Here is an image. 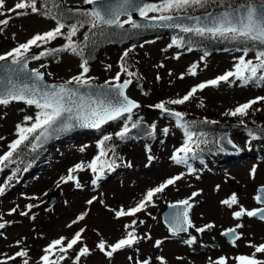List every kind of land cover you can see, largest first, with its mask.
<instances>
[{
	"label": "rangeland",
	"instance_id": "1",
	"mask_svg": "<svg viewBox=\"0 0 264 264\" xmlns=\"http://www.w3.org/2000/svg\"><path fill=\"white\" fill-rule=\"evenodd\" d=\"M63 1L78 10L85 4V0ZM16 2L18 0H5L3 11L6 14L0 15V20H9L8 25L0 29V55L27 42L36 34H43L56 27V20L52 17L30 10L26 15L9 12ZM151 3L159 4L162 0H151ZM216 3V0H210L206 5L209 7ZM159 14L149 13V17ZM127 19L124 18L122 22ZM83 27L85 24L79 27L76 38H83L86 33ZM172 40L171 33H159L129 43L105 44L96 57L88 62L89 72L85 77L98 84L113 80L121 71L122 57L127 51L132 62L128 71L143 80L140 84L135 83L128 91L130 96L141 102V107L133 112L135 120L132 122L155 123V136L144 139L131 136L122 142L116 133L122 130L127 121L121 118L110 121L99 130L81 131L51 142L43 147L44 153L30 169L21 170L12 174V177L7 167L0 172V186L5 187V194L0 196V223H5V228L0 229V259H7L17 251L26 250V258L32 264H40L43 249L51 241L61 237L70 240L81 229H84L81 244L66 253L61 264H74L75 255L83 245L90 249V255L82 257L80 264H132L128 259L130 256L139 260L149 258L151 264H160L159 257H163L166 264H214L220 258H225L227 264H236L237 256H253L255 247L250 244H264V220L246 215L237 220L233 216V212L240 207L254 210L262 205L257 204L255 196L258 187L264 185V138L252 139L242 128L228 129L230 137L244 153L223 159L219 157L220 153L208 154L204 160L189 159L193 169L189 172L186 165H177L171 159L183 144L182 129L173 118L164 116L154 107L166 99L182 98L200 83L234 70L238 58L244 53L223 50L206 54L196 49L189 50L187 46L172 45ZM60 43H64L63 37L41 47H33L29 53L39 54L45 49L58 47ZM128 56L123 58L127 67ZM255 56L256 51H249L245 58L256 62ZM81 63V56L63 54L34 60L31 67L43 72L51 81L67 82L81 74ZM194 64L197 65V74L192 76L190 69ZM126 75H121L120 82L126 80ZM259 97H264V82L242 85L235 78H232L231 83L221 82L216 87L197 91L192 102L203 105L205 112L213 119L217 118L216 121L222 126L220 131L211 136L202 137L201 140L207 142L200 143L199 148L210 146L207 150H212L218 136L225 132L227 127L224 126L234 123L217 113ZM259 102L264 105V100ZM37 111L34 106L23 102L0 105V156L8 152L9 145L18 138L17 125L30 126L31 122H25V117L31 116L34 120ZM165 128L168 129L167 135L163 132ZM104 135H110L112 139L108 141L107 156L102 160L112 162L113 167L105 166L101 178L94 185L92 181L96 174L87 165L99 155L98 142ZM149 155L154 157L151 162ZM76 165L84 167L83 171L73 173L80 188L76 187L74 181H61L62 177L68 175L69 169ZM177 175L182 178L163 193L157 194L145 210L135 216L115 217L112 210L135 207L148 190ZM230 179L237 182L236 187L229 183ZM53 193L59 194L58 202L46 208L44 205ZM193 193L199 194L193 196ZM232 194H236L238 205L229 208L221 202L229 199ZM185 199L192 204L189 218L196 227L208 224L214 227L203 233L190 228L186 233L173 235L164 223L162 213L169 204ZM89 200H93L91 205L87 203ZM28 205H33L31 210ZM21 212L28 214L21 215ZM85 212L87 215L84 220L72 223ZM133 221H136L135 228L126 230L125 225H131ZM237 225L241 227L236 228ZM229 228H236L242 237L235 245L222 235ZM132 230L141 237L133 248L121 250L109 258L96 247L101 239L111 245ZM191 237H195L196 242L189 246L185 241ZM156 241H162L159 247L155 246ZM255 257L264 260V253H255ZM9 264L18 262L10 260Z\"/></svg>",
	"mask_w": 264,
	"mask_h": 264
},
{
	"label": "snow or ice",
	"instance_id": "2",
	"mask_svg": "<svg viewBox=\"0 0 264 264\" xmlns=\"http://www.w3.org/2000/svg\"><path fill=\"white\" fill-rule=\"evenodd\" d=\"M210 0H162V3H134V0H120L118 4L107 3V6L101 11L100 9H93L90 12L78 13L83 15L87 19L77 20L76 23L66 25L65 20L73 18V10L68 9L67 15H52V18L56 20V27L53 30L45 32L43 34H36L25 43L19 44L18 47L8 51L4 55H0V72H4L5 75L0 78V105L7 106L12 102H23L28 106H34L38 111L34 117H25V122H31L30 126L17 125V139L9 145V151L0 156V172L9 164L14 163V155L18 154L22 146L27 147L30 144L31 150L35 151L38 146L48 141L54 134L60 132L71 131L74 127H84L99 130L103 125L110 121H117L124 118L127 122L124 124L122 130L116 135L124 140L128 137L129 132L132 129H140L139 122H132V115L135 109L140 105L129 98L126 94V89L132 82L131 79L120 83L121 75L118 73L113 80L106 81L105 85L98 86L94 89V86L90 83V80L85 78L89 72L88 60L83 58V47L80 44L74 42L73 37L77 35L79 27H82L85 23L90 25V29H100L102 26H115L123 28L124 24L131 23L133 28L141 27L136 24L131 13L133 11L138 12L139 16L145 20L151 19L158 21L162 26L177 28L183 33H194L197 36H205L210 34L212 37H222L232 41H236L239 44L245 45L242 50L244 55L238 58L237 63L234 65V70L226 72L224 75L217 77L216 79L200 83L196 87H193L182 98L172 99L169 101L156 104L154 107L159 109L161 113L167 114L175 118L176 125L180 127L185 136V142L172 156V161L177 165H186L189 172L193 171L189 164V159H196L197 152L195 148L199 149L200 143H206V140L199 138L194 140L198 134L192 131L189 124L184 122V114L179 111L170 110L167 105H183L188 102L197 93L207 87H216L221 82L231 83L232 78L241 81L243 84H248L252 81L264 82V3L256 5L254 3L232 6L229 5L224 11L219 13H209L205 17H188L193 19L194 24L184 25L179 23H169L176 19L172 13L173 11L179 12L185 10L188 7L199 6L204 7ZM85 3L93 5L97 3V0H85ZM5 8V0H0V15H5L3 11ZM47 9V5H45ZM28 10L32 13H37L40 9L37 7L36 0H18L14 4L9 12H14L17 15H26ZM50 9L45 14L50 13ZM149 13H160L157 16L149 17ZM169 13V14H166ZM127 15L128 19L121 21L120 17ZM8 19L0 20V29L3 26L8 25ZM67 27V32L64 29ZM58 37H63L66 40L65 45L61 48L45 49L37 55L29 56V52L33 47H41L51 41L56 40ZM88 37L85 36V44ZM183 41L173 39L172 45L180 46ZM170 45V47L172 46ZM250 48H256L255 63L252 60H248L247 57ZM191 50V48H189ZM61 51H70L72 54L82 57V63L80 65L82 72L80 75L73 77L69 81L63 84H47L44 81V73L38 69L29 71L28 63L30 60H40L43 57L58 54ZM128 56V52L125 51L124 57ZM178 58V57H177ZM44 67V65H42ZM111 66H109L110 68ZM121 71L127 73L129 77L133 73L129 72L127 67L121 63ZM190 74L195 76L197 74V65H192ZM183 78V77H181ZM74 84L75 87H69ZM87 89L85 92H81V89ZM264 100V97L251 100L247 103L237 106L234 110L226 113L232 117H246L249 115V110L253 105L259 101ZM131 123V128L129 127ZM207 122V121H206ZM211 123H216L212 121ZM142 131V130H141ZM156 131V125H151V132L154 134ZM165 135L168 133V129H163ZM205 133L200 132L199 137H204ZM249 136L252 139H258L255 133L249 131ZM110 135H104L98 142L99 155H97L88 165L95 175L92 183L95 185L97 180L101 178V174L105 166L108 168L113 167V163L108 160H102L107 156L105 142L111 140ZM231 143V141H229ZM83 150V149H81ZM112 150V149H109ZM149 161L151 162L154 157L149 155ZM83 165H76L69 169L68 175L62 177L61 181L67 183L74 181L77 188L81 185L78 179L73 175L77 171H83ZM255 169H253V176ZM15 175V173H13ZM182 177L177 175L175 177L167 179L164 183H161L157 187L150 189L146 192L143 200H141L135 207L125 209L120 207L114 211V215L117 219L121 217L135 216L137 213L145 210L146 205L153 202V198L160 193H163L170 185L176 184ZM11 179V177H9ZM5 194V187L0 186V196ZM199 193H193V196ZM35 199V197H33ZM257 204H264V187H262L258 194L255 196ZM89 205L93 203V200L87 201ZM222 204L231 208L234 205H238V198L236 194H232L229 199L223 200ZM29 210L33 205L27 206ZM172 209L181 208L183 211H174L169 218V230L173 235H177L179 232H186L190 228H195L199 233H203L209 228H213V224H208L205 227H196V225L189 218V210L192 208V204L188 199L179 201L178 204L169 205ZM15 209L12 210L14 212ZM27 212H21V215H27ZM87 213H83L77 217L72 223H77L85 219ZM259 217L264 219V207H260L254 210H246L240 207L238 211L233 212L235 219L239 220L242 216ZM136 221H133L131 225H125L126 230L129 228L134 229ZM71 227V225H69ZM241 227L237 225L236 228ZM5 228V223H0V229ZM236 228L226 229L222 235L229 237L233 245L236 241L241 239V235L237 233ZM84 229L76 232L70 240H65L64 237L51 241L44 249V255L41 257L40 264H61L70 250H73L78 244L82 242ZM150 238V237H148ZM141 237L136 235L134 230L127 231V235L124 238L119 239L111 245L107 241L101 239L96 247L100 252L104 253L107 257L111 258L114 253L127 248H133L140 241ZM196 242L195 237H191L185 241L186 244L191 246ZM162 241H156V247H159ZM255 247V253H264V244L259 246L249 245ZM139 250L137 249V252ZM59 253V256H56ZM253 256L240 255L235 257L236 264H264V260H258ZM90 255V249L83 245L79 248L75 255L74 264H80L82 257ZM28 252L26 250H20L15 253L14 256H9L7 259H0V264H9L10 260H15L17 257L23 259V264H29V260L26 258ZM56 256L55 259L53 257ZM132 264H151L149 258L143 260L134 259L128 257ZM160 264H166L163 257L158 258ZM214 264H227L225 258H220L214 262Z\"/></svg>",
	"mask_w": 264,
	"mask_h": 264
},
{
	"label": "trees",
	"instance_id": "3",
	"mask_svg": "<svg viewBox=\"0 0 264 264\" xmlns=\"http://www.w3.org/2000/svg\"><path fill=\"white\" fill-rule=\"evenodd\" d=\"M217 3L215 5L211 4L209 7L206 5V7L202 8L199 6H192L189 7L185 10H181L179 12L173 11L170 14H183V15H188V14H193L196 12H199L200 10H205V9H217V8H222V7H228L229 5H238L244 2H248V0H216ZM257 1H264V0H257ZM36 2L39 4L37 7L40 9L39 14H42L43 16H48L52 17V15H60L64 14L67 15L68 9L73 10V18L71 19H66L65 23L66 25H71L74 22H77V20H84L83 15H79L78 13L82 12H90L87 9H73V7L69 6L66 4L63 0H36ZM45 5H47V9L45 8ZM202 8V9H201ZM50 9L49 14H45L46 11ZM169 14V13H168ZM84 26V25H83ZM84 28V27H83ZM85 31L86 33L83 34V38L79 36L78 38L73 37V40L75 43L80 44L83 47V58L87 59L88 62L92 61L96 55L98 54V51L102 46L105 44H110V43H129L133 42L134 40L138 38H143L147 35H153V34H159V33H171L173 36V39L181 40L183 41V44L180 45V47H189L191 49H196L202 53H212L215 51H223V50H238L242 51L239 49H242L245 47V45L239 44L236 41H232L226 38L222 37H212L210 34H206L205 36H197L194 33H183L180 31H172V30H163V29H158V30H140L133 28L132 25H124L123 28H118V27H110V26H102L100 29H90V25L85 23ZM67 27L64 29L65 33L67 32ZM79 31V30H78ZM78 33V32H77ZM85 36L88 37V40L86 42L87 46H84L85 44ZM64 43L58 44V47L54 48H61L63 45H65L66 40L63 38ZM53 48V49H54ZM256 48H250L249 51H256ZM63 54H72L70 51H61L58 54H54L51 56H47V58H53V57H59L62 56ZM79 56V55H78ZM121 63L126 66V60H123ZM255 63V62H254ZM127 64L129 67L127 69H131L132 62H131V57L128 56L127 58ZM120 75L124 74V72L120 71ZM126 79L128 78H134L135 83H142V79L137 77V76H131L129 77L126 75ZM254 82L262 83L260 81H252L249 82L248 84H252ZM242 85H247L243 84ZM177 99V98H175ZM172 99H166L165 101H169ZM163 101V102H165ZM241 105V104H239ZM235 105L227 109L223 113H217L218 116L220 117H226L229 118L230 120L239 123L242 125V129L245 133L249 135V131H252L255 133L258 137H263L264 138V105H262L260 102L256 103L253 105L252 109L249 110V115L246 117H232L230 115H226V113L230 112L231 110H234L237 106ZM167 107L170 110L173 111H179L184 114V122L188 123L192 131H202L205 132V135L211 136L212 134L220 131V127H222L219 122L216 121L217 118H212L210 117L206 112L205 108L201 104H196L192 102L190 99L188 102H186L183 105H171L168 104ZM164 116L173 118L167 114L162 113ZM217 116V117H218ZM132 120H135L132 117ZM175 120V118H173ZM207 121V122H206ZM212 121H216V123H211ZM228 128V126H224V128ZM198 134V133H197ZM211 134V135H210ZM131 136H128L125 140H128ZM199 137V134L197 138ZM196 138V139H197ZM202 139V137L200 138ZM122 142H124L122 140ZM108 145L109 142H105V147L106 150H108ZM215 146L214 151H218V147L216 144H213ZM210 149L209 147H203V150L198 149L197 152H202V151H210L207 150ZM44 149H36L35 151L31 150L30 144L25 147L22 146L20 152L18 154L14 155V163L9 164L7 168L10 169L11 171V177L13 173H19V171L24 170V169H29L33 164H35L39 158L41 157ZM26 248V246H24ZM23 249V248H22ZM58 253H56L57 255ZM23 259L25 258H20L17 257L15 259L18 264H23ZM33 262L29 261V264H32Z\"/></svg>",
	"mask_w": 264,
	"mask_h": 264
},
{
	"label": "water",
	"instance_id": "4",
	"mask_svg": "<svg viewBox=\"0 0 264 264\" xmlns=\"http://www.w3.org/2000/svg\"><path fill=\"white\" fill-rule=\"evenodd\" d=\"M119 2H120V0H97L96 4L89 5V4L86 3L85 7H87L91 11L94 8L95 9H100L102 11L107 6V3H112V4L115 5V4H118ZM134 3H150V0H134ZM249 3H254L256 5L262 4L261 2H256V1L248 2V3H244V4H249ZM244 4H241V5H244ZM225 9L226 8L208 10V11L199 12V13H195V14H191V15H173L176 19H174V21L169 22V23H179V24H184V25H191V24H194L195 21L193 19H188V17H193V18H195V17H205L209 13H219V12L224 11ZM131 15H132L133 21L136 24H139L141 26L138 29H147V30H152V29H170V30L180 31L177 28H171V27L162 26L161 23L158 22V21H153L151 19L145 20V19H143V18H141L139 16L138 12H135V11H133L131 13ZM123 17H127V15H122L120 17V19H122ZM28 55L29 56H34V54H32V53L28 54ZM32 60H30L29 63H28L29 71L33 70V68H31V66H30V63H31ZM4 75H5L4 72H0V78H2ZM44 81H45V83H47L49 85H51V84H56V85L63 84L61 82L50 81L49 79L46 78L45 75H44ZM131 81L132 82L129 84L128 88L126 89V94L129 96L130 99H132L133 101L137 102L140 105V102L138 100H136L135 98H133L132 96H130L129 93H128L129 89L134 84V81L132 79H131ZM120 83H123V81L120 82ZM91 84L94 86V89L97 88L98 86L105 85V83H101V84L91 83ZM69 87H75V85L72 84V85H69ZM85 91H87V89H83V88L81 89V92H85ZM139 125H140V129H132L129 132V134H131L133 136H136V137H139V138H144V137L152 135V134H149L151 132V125L150 124L146 123L145 121H139ZM241 126L242 125L238 124V123H230L229 124V127H232V128H239ZM89 130H96V129L84 128V127L76 126L71 131L60 132V133L54 134L48 141L44 142L42 145L38 146L37 148H41V147L47 145L48 143H50V142H52L54 140L60 139L61 137H64V136H67V135H71V134H74V133H77V132L89 131ZM229 141H231V143H229ZM218 145L221 148H223V149H230V150H238L239 149L237 144L232 140V138L230 137L229 133H227V132L219 136ZM229 183L232 186H234V187L237 186V182L232 180V179L229 180ZM262 187H264V185H260L258 187L257 194H258L259 190ZM58 199H59V194L58 193H53L50 196V198L48 199V201L46 202L45 207L46 208L53 207L58 202ZM175 204H178V203H175ZM169 205H171V204H169ZM169 205L167 206V208L162 213L163 221L168 227H169V218H170L171 214L174 211H183V209H181V208L172 209V208L169 207ZM262 205H263L262 207H264V204H262ZM257 218H259V217H257ZM262 220H264V219H262ZM236 231L239 234L237 229H236ZM179 233H183V232H179ZM226 238L231 243L230 238L229 237H226ZM212 245H215V244H212Z\"/></svg>",
	"mask_w": 264,
	"mask_h": 264
},
{
	"label": "bare ground",
	"instance_id": "5",
	"mask_svg": "<svg viewBox=\"0 0 264 264\" xmlns=\"http://www.w3.org/2000/svg\"><path fill=\"white\" fill-rule=\"evenodd\" d=\"M118 123H119V122H118ZM117 126H118V125L116 124V127H117ZM43 153H44V151H43ZM43 153H42V154H43ZM33 165H34V164H33ZM33 165H32V166H33Z\"/></svg>",
	"mask_w": 264,
	"mask_h": 264
},
{
	"label": "flooded vegetation",
	"instance_id": "6",
	"mask_svg": "<svg viewBox=\"0 0 264 264\" xmlns=\"http://www.w3.org/2000/svg\"><path fill=\"white\" fill-rule=\"evenodd\" d=\"M248 1H252V0H248ZM264 2V1H263Z\"/></svg>",
	"mask_w": 264,
	"mask_h": 264
}]
</instances>
